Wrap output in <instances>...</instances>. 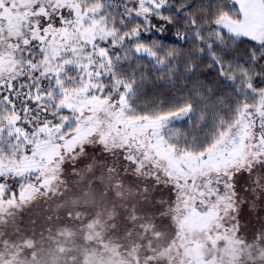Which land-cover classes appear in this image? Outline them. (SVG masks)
<instances>
[{
    "label": "snow or ice",
    "instance_id": "obj_1",
    "mask_svg": "<svg viewBox=\"0 0 264 264\" xmlns=\"http://www.w3.org/2000/svg\"><path fill=\"white\" fill-rule=\"evenodd\" d=\"M0 264H264V0H0Z\"/></svg>",
    "mask_w": 264,
    "mask_h": 264
}]
</instances>
